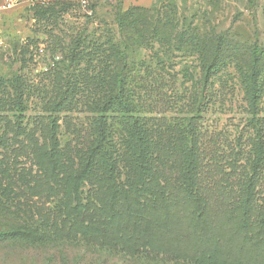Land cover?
<instances>
[{
  "label": "trees",
  "instance_id": "16d2710c",
  "mask_svg": "<svg viewBox=\"0 0 264 264\" xmlns=\"http://www.w3.org/2000/svg\"><path fill=\"white\" fill-rule=\"evenodd\" d=\"M111 2L112 22L102 15L96 23L92 6L83 26L54 42L59 73L36 88L55 90L46 116L25 125L32 87L0 79V151L31 157L57 201L36 213L34 227L0 231V242H85L198 264H264V48L242 54L198 35L161 33L148 9ZM72 6L53 0L32 9L59 22ZM158 42L169 48L159 52ZM177 45H189L200 65L170 72L154 63ZM170 84L180 98L166 106L157 96ZM238 87L240 122L231 135L212 131L209 119H219ZM82 110L91 119L64 145L61 127Z\"/></svg>",
  "mask_w": 264,
  "mask_h": 264
},
{
  "label": "rangeland",
  "instance_id": "374dc122",
  "mask_svg": "<svg viewBox=\"0 0 264 264\" xmlns=\"http://www.w3.org/2000/svg\"><path fill=\"white\" fill-rule=\"evenodd\" d=\"M51 1L53 0L49 2ZM67 1L72 3V10L69 9V12L63 13L59 22L54 18L49 21L40 20L36 16L38 12L29 5L19 11L9 10L8 14L2 16L0 79L10 81L17 78L32 87L25 96L29 98L30 103L25 125L28 123V117L34 120L46 116L45 104L55 97V90L49 86H45V91H36L37 86L46 85V82L50 83L49 80L59 73L56 64L59 61L55 57L59 56L62 60V54L54 49V42L58 40L62 42L63 37L69 35L72 29L83 26L88 20L87 17L92 15L90 10L92 6L95 7L94 21L96 23H98L97 20H104L102 15H107L109 22L113 21L112 2L109 4L107 0ZM133 7L148 9L151 12L148 15L155 19L159 18L162 24L160 25L161 33L177 32L186 39L198 35L201 38L200 42L204 45L212 47L215 43L224 44L223 49L229 47L230 50L232 48L242 50V54L245 53L246 48L256 44L264 48V0H124V10ZM56 23L58 25L53 31L54 34H50ZM87 26L91 31L92 24L88 23ZM51 37H57V39L54 40ZM156 47L159 52L163 48H169L160 42ZM189 47V45H177L172 48L173 53L170 55L158 53L160 57L155 58L154 63L166 67L170 72L175 67L176 71L182 67H197L200 61L186 52L190 50ZM40 49H44V52L41 53ZM239 58L243 59L241 56ZM170 75L166 76V81L173 78ZM227 75L224 76L228 80L236 78L235 75L232 78ZM176 93L174 84H170L165 93L158 95L157 99L161 104L168 106L169 103L180 98ZM243 98V91L238 87L232 104L219 114V119L215 115L209 119L210 122L212 119L215 120L211 124L212 131L232 134L233 128L241 119V115L234 112L239 111L238 107L243 105ZM161 113L163 111L156 112L154 115H161ZM167 114L173 116L171 112ZM91 116L85 110L71 114L72 122L64 124L60 129V138L64 145L76 141L70 130L73 127L75 129L86 128ZM37 137L34 139L35 142H37ZM30 141L31 139H27L23 143L29 144ZM0 155H4V157L0 156V231L34 227L39 221L36 213H44L46 209L56 207L57 201L55 197L47 194L44 179L39 172H36L37 168L32 163V158L24 151L10 155L9 153L3 154L1 150ZM31 182L34 184L33 190H30ZM2 188L7 190L2 193ZM0 264L198 263L176 260L158 253L130 255L120 250L104 249L85 242L56 241L30 244L17 240H5L0 242Z\"/></svg>",
  "mask_w": 264,
  "mask_h": 264
},
{
  "label": "built area",
  "instance_id": "2783aa9c",
  "mask_svg": "<svg viewBox=\"0 0 264 264\" xmlns=\"http://www.w3.org/2000/svg\"><path fill=\"white\" fill-rule=\"evenodd\" d=\"M49 1L50 0H29L28 5L30 7H35L37 5H44V4L48 3ZM18 4H19V1L18 0H7L6 3H5V5H4V8L3 9L5 11H9V10L14 9ZM84 4H85V2H84ZM40 52L43 53L44 52V49H40ZM55 59L57 61H59L60 60V57L57 56V57H55Z\"/></svg>",
  "mask_w": 264,
  "mask_h": 264
},
{
  "label": "crops",
  "instance_id": "0c3cea01",
  "mask_svg": "<svg viewBox=\"0 0 264 264\" xmlns=\"http://www.w3.org/2000/svg\"><path fill=\"white\" fill-rule=\"evenodd\" d=\"M6 1L7 0H0V25H1L2 16L7 13V11L3 9ZM18 1H19V4L12 10L19 11L28 6L29 0H18Z\"/></svg>",
  "mask_w": 264,
  "mask_h": 264
}]
</instances>
